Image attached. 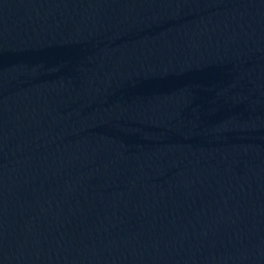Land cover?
<instances>
[{"label": "water", "instance_id": "1", "mask_svg": "<svg viewBox=\"0 0 264 264\" xmlns=\"http://www.w3.org/2000/svg\"><path fill=\"white\" fill-rule=\"evenodd\" d=\"M0 264H264V0H0Z\"/></svg>", "mask_w": 264, "mask_h": 264}]
</instances>
